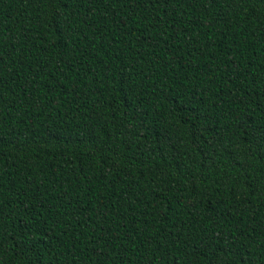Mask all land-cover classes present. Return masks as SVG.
<instances>
[{
  "label": "trees",
  "instance_id": "16d2710c",
  "mask_svg": "<svg viewBox=\"0 0 264 264\" xmlns=\"http://www.w3.org/2000/svg\"><path fill=\"white\" fill-rule=\"evenodd\" d=\"M0 264H264V0H0Z\"/></svg>",
  "mask_w": 264,
  "mask_h": 264
}]
</instances>
